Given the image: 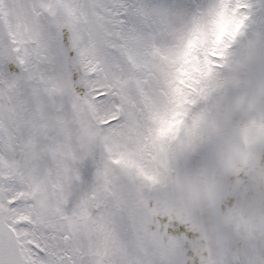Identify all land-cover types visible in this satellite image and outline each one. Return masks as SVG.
Here are the masks:
<instances>
[{
    "label": "snow or ice",
    "instance_id": "6c2138e0",
    "mask_svg": "<svg viewBox=\"0 0 264 264\" xmlns=\"http://www.w3.org/2000/svg\"><path fill=\"white\" fill-rule=\"evenodd\" d=\"M0 264H264V0H0Z\"/></svg>",
    "mask_w": 264,
    "mask_h": 264
}]
</instances>
